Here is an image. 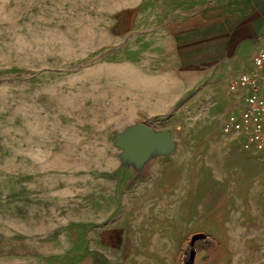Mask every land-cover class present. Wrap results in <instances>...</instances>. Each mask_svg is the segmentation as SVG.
<instances>
[{"label":"rangeland","instance_id":"rangeland-1","mask_svg":"<svg viewBox=\"0 0 264 264\" xmlns=\"http://www.w3.org/2000/svg\"><path fill=\"white\" fill-rule=\"evenodd\" d=\"M263 33L264 0H0V264H264V161L221 132Z\"/></svg>","mask_w":264,"mask_h":264},{"label":"built area","instance_id":"built-area-1","mask_svg":"<svg viewBox=\"0 0 264 264\" xmlns=\"http://www.w3.org/2000/svg\"><path fill=\"white\" fill-rule=\"evenodd\" d=\"M251 69L236 76L229 91H242L244 106L239 113L229 114L221 125L223 135L243 134V148L264 161V50L251 55Z\"/></svg>","mask_w":264,"mask_h":264},{"label":"water","instance_id":"water-1","mask_svg":"<svg viewBox=\"0 0 264 264\" xmlns=\"http://www.w3.org/2000/svg\"><path fill=\"white\" fill-rule=\"evenodd\" d=\"M125 146L127 150L133 149L136 154L144 151L154 142L162 140L163 144L168 143L167 134L153 133L143 124H137L128 129L124 135Z\"/></svg>","mask_w":264,"mask_h":264},{"label":"crops","instance_id":"crops-1","mask_svg":"<svg viewBox=\"0 0 264 264\" xmlns=\"http://www.w3.org/2000/svg\"><path fill=\"white\" fill-rule=\"evenodd\" d=\"M247 22V21H246ZM245 24V23H244ZM238 25L236 28H235V31H234V34H235V38L239 39V42H242L243 43V40L244 38H246L248 35H251V34H257V32H255V28L251 27V25H248L247 23L245 25ZM251 24V23H250ZM262 35V34H261ZM264 37V33H263V36ZM259 50H264V49H259ZM257 51V50H256ZM250 54H249V62H250V66H251V61H250ZM247 72V71H246ZM243 73V72H242ZM241 74V73H240ZM239 75V74H238ZM237 75V76H238ZM244 97V95H243Z\"/></svg>","mask_w":264,"mask_h":264},{"label":"bare ground","instance_id":"bare-ground-1","mask_svg":"<svg viewBox=\"0 0 264 264\" xmlns=\"http://www.w3.org/2000/svg\"><path fill=\"white\" fill-rule=\"evenodd\" d=\"M191 253H192L191 249L186 246V248L184 249V255H186L185 256L186 259L184 258L185 261H187L188 256L191 255Z\"/></svg>","mask_w":264,"mask_h":264}]
</instances>
